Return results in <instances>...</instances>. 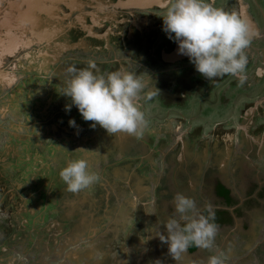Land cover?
<instances>
[{
	"label": "flooded vegetation",
	"instance_id": "flooded-vegetation-1",
	"mask_svg": "<svg viewBox=\"0 0 264 264\" xmlns=\"http://www.w3.org/2000/svg\"><path fill=\"white\" fill-rule=\"evenodd\" d=\"M129 1L131 0H0V64L6 66V69L2 65L0 66V87L2 88L3 81L6 82V75L16 78V84L21 82L22 77L31 75V72H29L30 74L24 72L25 66L21 65H28L30 63L28 56H37L42 45L29 42L31 41L30 33H27V37L23 35L22 25L27 24H25V20L24 22L22 20L23 17L33 14L34 18L40 20L49 32L47 34L49 42L46 44L47 50L44 56L51 57L59 54V61H61L63 55L73 54L67 57L66 62L52 68L48 81L51 80L52 73L58 69L59 72L65 74L66 66L68 67L69 63L79 69L82 67L76 65L82 61L83 66L87 67L89 60L86 57H80L83 51L98 53L101 56L100 59L93 57L90 60L94 61L97 70L105 75L119 69L136 73L139 78L144 80L145 88L138 102L145 117L142 135L137 137L118 133L120 139H125L124 146L126 144L127 149L123 150L122 147L124 146L121 143L120 146L116 143L119 150L118 152L114 151L115 155L127 156L129 154L130 156L129 152L133 149L139 155V160L145 162L143 157L149 154L150 158L144 163L146 168L148 169V164L153 161L154 163L169 165L166 168L169 171V180L175 184V177L179 175L182 167L179 166L176 156L183 148H187L190 152L188 173L192 177L191 180L196 184L205 185L206 189L209 185H214V191L209 192L213 195V199L218 197V187L221 184L225 185V181L227 184L228 181L232 180L233 184L242 185L247 190V204L255 202L262 205L264 186L260 187L256 172L262 171L261 173H263L264 165L260 167L255 162L253 166L252 160H248L245 153L251 149L250 144H248L249 136L256 137L255 140H258L257 142L260 144L256 151L260 150L264 143V0L253 1L258 11L257 14H259V19H256L257 22L253 20L252 16L253 14L255 16V11L252 10V15L250 14V3H248V7L240 2L242 18L247 21L250 28L252 24H255L259 30L251 34L250 46L245 50L248 56L247 81L244 84L247 94L240 96V99H232L234 112L226 120V123L217 122L210 129L207 119L202 117L201 119L204 120L199 124H192L188 121L189 128L186 130H182L184 118L191 117L193 113L191 110L196 111L197 106V109H201L208 104L206 101H202V105L197 104L193 107L192 102H189L190 98L198 94L201 96L211 95L217 87L221 89L230 87L232 92H236L240 87L239 81L231 75L208 80L198 73L188 58L183 55L177 60H169L171 55L177 53L178 45L169 40L162 31L163 19L159 16L164 12L166 0H134L135 5L132 6L126 5ZM224 2L226 4L225 0ZM222 9L228 11L226 5L222 6ZM14 18L20 20L17 22L19 26L16 27V33L12 26ZM260 22L263 23V30L257 24ZM74 54L78 55L75 56ZM7 60L8 62H5ZM13 68L16 69L17 73L15 71L13 73L11 70ZM36 74V77L43 75L42 73ZM2 75H4V80H2ZM65 81L63 80L64 84L62 81L60 82L62 88L66 86ZM5 86V93L2 94L0 91V101L3 95L11 90L9 83L6 82ZM45 87L47 88L46 91H51L52 83H48ZM154 87L159 91L156 90L151 99H144L145 94L153 90ZM33 99L34 101L38 100L37 94ZM147 108H150V112H145ZM97 130L102 134L101 127ZM105 134H108L106 130ZM130 143L131 145L137 144L136 148L131 147L130 149ZM172 148L176 151H171ZM258 158L264 163V154ZM114 159H109L112 167L117 166ZM172 159H175L176 162ZM224 164L228 166V176L223 172L226 168H221ZM155 165L152 168H156ZM119 166L121 165L117 167ZM183 167L185 168V165ZM232 169L235 173L232 172ZM137 170L141 173L139 168ZM182 178L183 176L179 180L182 181ZM167 183V179L161 178L157 184L166 186ZM178 184L185 183L178 182ZM209 193H198V198L194 195H188L195 200L197 208L200 205L203 206L200 208V212L205 216L208 215L206 208H204L206 205L203 202L199 204L198 200L209 198ZM210 199L213 201L212 198ZM235 201L240 203L238 199ZM244 206L246 205L244 204ZM244 206L238 208L236 212L240 214ZM212 211L214 212L212 222L217 226L213 242L219 250L218 254H222L228 260L239 259V262L234 261L233 264H262L257 250H264V241L256 246L255 252L257 254L256 257L253 255L252 259L248 258V253L251 250H249L247 243L230 249V239L226 245L224 244V237L220 234V231H224L221 229L222 220L220 219L228 218L230 227L234 225V220L229 215L221 218L222 210L212 209ZM86 215L88 216L87 212ZM3 218L7 219L6 216ZM76 219L81 218L76 217ZM76 219L74 222L65 221V224L72 223L71 225H73L75 223L77 226L85 224ZM87 219L90 220L89 217L81 220ZM245 222L242 233L255 230L254 223ZM3 224L6 226L5 221L0 225V252L1 249H6L7 253L13 252L17 249L16 246L24 244L26 239L31 243V235L37 230H30L28 233L31 235H26V230L16 229L17 236L15 238L14 236L5 238L6 234L2 230ZM52 226L54 225L52 224ZM229 226L226 225V227ZM22 228L24 229L25 226ZM44 230L47 231L46 227L41 231ZM54 231L59 230L56 228ZM218 233L220 239L216 240ZM69 236L71 235L68 234V239H70ZM12 240L14 244L10 246L7 241ZM6 243L9 244V248L8 246L6 248ZM31 251L28 250L26 253L30 254ZM37 251L41 253V249L37 248ZM210 251V248L195 247L192 249V246L187 249V253L195 257L191 264H207L209 256L217 255ZM19 259L17 258V260ZM22 260L24 259L22 258ZM32 260L35 262L27 261L25 263L26 261H24L23 264H50L48 259L43 261L44 257L39 258L38 253ZM168 262L169 264H176L173 260L171 262L168 260Z\"/></svg>",
	"mask_w": 264,
	"mask_h": 264
},
{
	"label": "rangeland",
	"instance_id": "rangeland-1",
	"mask_svg": "<svg viewBox=\"0 0 264 264\" xmlns=\"http://www.w3.org/2000/svg\"><path fill=\"white\" fill-rule=\"evenodd\" d=\"M225 1L226 4L224 0H215L214 6L222 8V6L226 5L228 9L227 12H238L242 17L240 2L248 7V3H250V14L252 15V10L255 11V16L254 14L252 15L253 20L256 21V19H259V14H257L258 11L253 2L254 0ZM257 24L263 30V23L260 22ZM72 55L73 54L67 56L63 55L60 63L66 62L67 57ZM77 55L78 54L75 56ZM80 57H86L90 61L93 57L100 59L99 57L101 56H99L98 53L93 54L83 51ZM5 62H8V60ZM83 65L82 61H80L76 66L83 68ZM21 66H25L24 72L28 74L31 72V75L22 77L19 84L15 83L16 78L11 75H6V82L9 83L11 90L8 91L6 95H3L0 101V225L5 221L6 226H4V224L2 225L4 226L2 230L6 234L5 238H12L13 236L15 238V236H17V231L15 232L16 229L26 230L27 233L25 234L31 235V233H28L30 230H34L37 227H40L41 230L45 227L48 229L49 226L55 222V209L63 201L64 196L69 199L71 196L78 194L65 191V185L59 177V172L61 168L66 166L70 159L75 160L82 158L88 162V170L97 174L99 180L89 188L81 191V195L84 194V197L80 198L81 201L92 203L91 212L94 216H90V220H81L82 218L86 219L88 216L83 207L80 209L79 205H76V212H71V215L67 214V217H70V220L67 221H71L73 217L75 218L74 215H76L78 218H81H75L76 220L85 223V225L82 226H77L75 223L72 225L77 227L75 228L77 232H89L93 236L91 244L86 243L92 246L90 254H87L88 247H86V245L78 249V252L88 259L85 263L83 259H81L79 264L82 262V264H122L119 258L124 254L130 255V257H139L133 254L134 248L136 247H130L132 244L126 241L128 239L131 243H134L133 240L136 238L129 237L132 235L133 229L135 233H138V236H142V238L145 239L144 247L154 243L156 232L144 231L141 229L142 226L140 224L138 225L135 222V224L132 225V221H128L126 227L124 225L125 220H121V215L119 219L121 222L119 220L116 223L113 222L121 197L127 193V190L121 182H118L120 178L117 177L118 174L116 171L112 172V170H110L113 167L111 163H109V159L117 157L120 164H128L131 168L134 165V169L136 170L139 168L142 178L151 189V194L154 190L153 185L158 183V180L161 178L167 179L168 184L166 187L171 185L169 187L172 191H179V187L173 185L169 180V171L166 170L169 165L162 163L158 164L153 161L148 164L147 169L144 163L148 161L150 155H144L143 160L145 162H142L139 160V155L136 154L133 149L129 152L132 156H129V154L123 157L120 154L115 155L114 151L118 152L120 143L122 146H124L125 143V139H120L119 134L114 136L105 134V130L102 128L101 134L97 130L100 127L98 125L94 129L91 128L90 124L92 122L84 121L75 107H72L70 113H66L64 109H57L61 101L68 99L67 102H70L69 98L61 95L64 87L62 88L60 86V82L68 79L66 69L72 66L71 63L68 64V67L66 66L65 74L59 72V69L52 73L50 81L45 80L42 75V77H36V73H38L35 71L38 68L36 61H31L28 65L22 64ZM11 70H13V73L14 71L17 73L16 69L13 68ZM8 79H11L10 82H8ZM2 80H4V75H2ZM6 82L3 81V86L2 88L0 87L2 94L5 93ZM48 83H52L51 91H46L47 88L45 86ZM62 84H64V82ZM245 89L246 87L244 84L240 85L236 92H232V88L230 87H224L222 89L217 87L211 95H194L189 100V102H192L193 107L197 104L202 105V101H206L208 104L201 109H197V106L195 108L196 111L191 110L193 112L192 116L184 118L182 130L189 128L188 121L192 124H199L204 120L201 119L202 117L207 119L208 124H210V129L217 122L226 123V120L234 112V108L232 107L233 103H231L232 99H240V96H245V94H247ZM36 94L38 100L34 101L33 97ZM145 112H150V108H147ZM73 118L76 120L77 125H79L80 130L78 134L77 130L69 127L68 124L69 119ZM116 143L119 146H116ZM125 146L127 145L125 144ZM125 146L122 147L123 150L127 149ZM116 147L117 149H115ZM129 147L130 149L131 147L136 148V144ZM254 160L260 167L264 165V163L260 161L261 159L254 158ZM90 163H92V165L93 163L102 165L98 169H94ZM113 165H115L114 162ZM154 165L156 168H152ZM108 174H113L114 177L108 176ZM134 178L137 179V175H135ZM147 184L144 185L147 186ZM162 191L165 192L166 189ZM172 191L167 194H170V197H168L170 200H173L175 196V193ZM150 196L153 198V195ZM102 199L109 202L107 203V209L100 212L101 214H99V212L95 214L97 209L104 207ZM70 200L73 201V198H70ZM132 200L133 202L135 201L133 197H130L129 203ZM79 203L82 204V202ZM166 204L167 205H160V207L164 206L159 217L161 222L167 220L170 216L176 215L173 211L174 205L171 203ZM156 208L157 206L155 204L150 205V215L154 217L158 215ZM101 210L103 209L101 208ZM158 211L160 213V209ZM4 216H6L7 219H4ZM21 226H25V228L23 229ZM106 229H111L114 232L115 230L119 231V234L116 233L115 236L112 238L110 237L111 239L108 241L107 234H105L107 232ZM160 230L164 232L163 225H161ZM65 231H67V229H65ZM58 233L59 231H57L56 235H58ZM127 234H129L128 237ZM31 236L34 240L33 243H30L28 239H26L24 244L16 246L17 249L12 252L13 255L16 253L18 256L17 258H20L18 262L20 260L21 264H23L24 261H26L25 263H27V261L35 262V260L32 259H35L36 253H38L39 258L44 257V259L49 260L48 262L50 264H55L53 261L54 254L47 255L50 248H48V246L51 245L50 243L53 244V242L49 240V235L46 237L44 232L40 234L34 232ZM73 237L75 236L73 235ZM38 239L43 244L38 243ZM8 242L10 246L14 244L13 240L7 241V243ZM7 243L6 248L9 245ZM45 243L48 246L44 245ZM41 246L43 249L41 248V253H39L37 247ZM210 249L211 253L221 256L223 264H233L234 261L239 262V259L228 260L225 259L222 254H218L219 250L213 241ZM28 250H32L30 254L26 253ZM12 253H7L6 249H1L0 264H12V260L15 258ZM181 257H183V255H181ZM145 258L148 264H155L153 258L148 255V253L145 255ZM141 259L142 256L139 260ZM168 260L171 262L173 259L170 258L167 252L166 262H168Z\"/></svg>",
	"mask_w": 264,
	"mask_h": 264
},
{
	"label": "clouds",
	"instance_id": "clouds-1",
	"mask_svg": "<svg viewBox=\"0 0 264 264\" xmlns=\"http://www.w3.org/2000/svg\"><path fill=\"white\" fill-rule=\"evenodd\" d=\"M214 4L215 0H166L164 12L159 16L163 19L162 31L178 45L177 53L187 57L204 78L213 80L231 75L243 85L247 81L245 50L251 43L250 25L239 14L226 12ZM66 72L68 79L61 94L70 99L64 106L66 113L74 106L84 121L92 122L91 128L98 125L112 136L142 135L145 117L138 102L145 82L136 73L117 69L105 75L91 60L87 67L69 66ZM156 90L154 87L143 98L151 99ZM68 124L78 134L76 120L69 119ZM59 177L65 191L70 193H79L99 180L82 158L70 159L61 168ZM172 203L176 215L156 224L160 229L163 225L166 234L161 230L155 234L167 245L168 254L179 260L189 246L210 248L217 232L212 222V206H206L205 216L197 209L195 200L182 193H176ZM207 264H223V260L220 255H211Z\"/></svg>",
	"mask_w": 264,
	"mask_h": 264
},
{
	"label": "crops",
	"instance_id": "crops-1",
	"mask_svg": "<svg viewBox=\"0 0 264 264\" xmlns=\"http://www.w3.org/2000/svg\"><path fill=\"white\" fill-rule=\"evenodd\" d=\"M44 4H46V3H44ZM23 18L24 19L22 21L24 22V20H25V24H27L25 26H24V24L22 25L23 35L25 37H27L28 36L27 33H30L31 34V37H30L31 41H29V42L37 44V45L38 44L42 45V47L39 49L40 53L37 54V56H34V57L28 56V57H29L30 62L36 61L38 64V68L35 71L43 74V72H44L43 67H45L47 64H49L48 58H45L43 60V58L45 57L44 53H46V50H47L46 44L49 42V39L47 37L48 36L47 34H49V32L47 29H45V26L40 22V20L34 18L33 14L26 16V17H23ZM18 21L20 22V20H17V19L15 20V18L13 19V25L12 26L14 27L15 33H16V27L19 26V24L17 23ZM258 31H259L258 27L255 24H252L251 34L253 32H258ZM59 58H60L59 54L52 55L51 57L49 56V59L53 60L54 62L59 60ZM1 65L3 66V64H0V66ZM3 67H4V69H6V66H3ZM255 139H257V138L254 136H249L248 144H250L249 147L251 149L250 150L248 149L247 152L245 153L246 158L248 160H252L253 166L255 163L254 158L258 159V157H260L261 154H264V148H263L264 143L261 145L260 150L256 151L257 146H259L260 144L257 142L258 140L256 141ZM133 145H134V143H133ZM136 146H137V144H136ZM171 151H174V148H172ZM191 156H192V154H191ZM189 158H190V152L187 150V148H183L181 151L178 152V154L176 156V160L179 163V166L180 167L182 166V167L179 171V175H177V177H175L176 178L175 184H177V185H175L174 183H173V185L178 186L179 191L187 197L190 194V195H194L195 197L198 198V195H197L198 193L199 194H201V193L205 194L207 192L209 193L210 191L212 192V190L214 191V187H213L214 185H212V184L209 185L206 189L205 185L196 184L194 181L191 180L192 177L188 173L189 172V169H188ZM172 160H174V162H176L175 159H172ZM225 164L223 166H221V168H226V170L223 172L225 174H227V176H228L229 169H228V166H225ZM183 165H185V168L183 167ZM232 172L235 173V171L233 169H232ZM261 172H258V173L256 172V175H257V181L260 184V187L262 188L264 186V172L263 173H261ZM182 176H183L182 181H180L179 178ZM231 179H233V178H231ZM177 181L179 183L184 182L185 184L179 185ZM130 183L141 187L142 197H145L149 194V190L147 191L144 188H142L143 186H145L144 184H147V183H145V181H143V180L141 181L140 179L134 178V179H130ZM147 186H148V184H147ZM169 186H171V185H169ZM169 186L166 187L163 185L162 186L159 185L160 188H159V191L157 192L158 195H157V197H155V199H158V202H159V200H161L163 198L161 196L162 193L168 194L170 191H172V189H170ZM163 189H166V191L163 192L162 191ZM179 191L173 190L172 192H174L176 194V193H180ZM218 191L219 192H218L217 198L215 197L213 199V197H212L213 195L209 193V195H210L209 198H205V200H198V203L201 204L203 202V203H205L206 206L211 205L212 209L222 210V212H221L222 216H220L221 218H224L223 216H225V215H229L230 218L232 220H234V225H232L231 227L229 226L230 220L228 218L227 219H220V220H222L221 229L224 230V231H220V234L225 239L224 244L227 245L228 240L230 239V243H231L230 249H235L237 246L247 243L249 250H251L248 253V255H249L248 258L252 259L253 255L256 257V254H257L255 252V249L257 248L256 246H258V244H260V242L264 241V202H262V205L255 203V202H250L247 204V202H246V196L248 193L247 190L242 185L233 184L232 180L228 181L227 184L225 181V185L221 184L220 187H218ZM210 198H212L213 201H211ZM236 199H238L240 203H237L235 201ZM138 203H140V205L133 206V208L134 209L137 208L138 211H141L143 213L141 215L132 214V216L128 218V221L129 220L132 221L133 222L132 225H134L135 222L138 225L139 224L145 225L146 221H144L142 219V216L144 215L143 209H144L145 205H142V202H140V201H138ZM148 203H149V201H148ZM170 203L173 204L172 202H170ZM158 204H160V203H158ZM161 204L167 205V204H165V202H161ZM244 204L246 206H244ZM259 205H260V207H259ZM243 206H244L243 211H241L240 214L238 212H236V210L238 208L243 207ZM79 207L81 209L82 205L79 204ZM140 207H142V210L140 209ZM200 208H203V206L200 205L197 209L200 211ZM204 208H206V207H204ZM76 209H77V206L76 207L74 206L73 208H71V211L68 213V215H71V212H76L77 211ZM173 211L175 213V208ZM148 213H149V210H147V214ZM166 214H168V213H166ZM74 216H75V218L77 217L76 215H74ZM75 218L73 217L72 219H75ZM157 219H158V222H160L159 218H157ZM245 221L247 223H250V222L254 223L253 227L255 230L252 229L251 231H247V233H245V232L242 233V228H243V224ZM226 225L229 227H226ZM227 228H229V229H227ZM159 231H160V228L157 230L156 233H158ZM132 232H133L132 235L129 237L136 238L133 240L134 243H132V245H135L136 248H139V254H136V255H138V256L140 255L143 258H145V255L148 253V255H150L153 258V262H155V264H169L168 262H166L167 252H168L167 245L162 243L158 237L154 238V245L148 244L146 247H144L145 246V239L142 238V236H138L137 235L138 233L137 232L135 233L134 229ZM86 233L90 234L89 232H84V233L79 232L78 234H80L82 236L83 234H86ZM162 233L166 234L165 232H162ZM220 234L218 233L216 240L220 239L219 238ZM128 235L129 234H127V236ZM239 239H241V240L238 241ZM86 243L87 242L80 244L79 246H77L73 249L68 250L67 253H70V254L67 255V258L68 257L69 258L67 260H65L64 263L65 264H79V262H81V259H83L84 263L86 261H88V259L86 257H84L83 254H80V252H78L79 251L78 249H80L81 247L86 245V247H88L87 254H90V252L92 251V246L87 245L89 243H87V244ZM257 251L259 252V258L261 259L262 264H264V250L259 249ZM182 255H183V257L180 256L179 260L173 259L170 255L169 256H170V258L173 259V262L176 264H191L193 259H195V257L190 255L189 253H187V251L184 252ZM13 256L16 257V258H13V260L18 261L17 255H13ZM12 262H14V261H12ZM18 263H20V262H16L14 264H18ZM122 264H125V262H122Z\"/></svg>",
	"mask_w": 264,
	"mask_h": 264
},
{
	"label": "water",
	"instance_id": "water-1",
	"mask_svg": "<svg viewBox=\"0 0 264 264\" xmlns=\"http://www.w3.org/2000/svg\"><path fill=\"white\" fill-rule=\"evenodd\" d=\"M134 2H135L134 0H131L126 5H129V4L131 6L132 5H135ZM180 57H182V55H179L178 53H176V54L174 53L173 55H171L169 57V60H177ZM114 160L117 162V164H116L117 166L118 165H121V166H119V167L115 166V167H113L110 170H112V172L113 171H116V173L118 174L117 177L120 178V181H118V182H121L125 186V188L127 190V193L121 197L120 203L118 205L117 213H116V215L113 218L114 219L113 222L116 223L120 219V215H121V220L122 219L125 220L124 225L127 227L128 218L131 217L132 214H139V215H141L143 213L141 211H138L137 208L136 209L133 208V206L140 205V203L137 204L138 201H140V202H142V205H145L144 206V209H143L144 215L142 216V219L144 221H146V224L145 225H143V224H142L143 226L141 225L142 226L141 229H143L144 231H148L149 230V231H153V232L155 231V232H157V230L159 229V227L156 225L157 222H158V219L157 218L160 217L161 211L164 208V206H161L160 207L161 204H158V203H161V202H165V204L166 203H170L172 201V200L168 199V197H170L169 196L170 194L169 195H167V193H165V194L162 193L161 194L159 192L163 198L161 199V202L160 201L158 202V199H155V197H156V195H158L157 192H158V190H159L160 187H159V185L157 183H155V185H153L154 190H153V193L152 194H151V189L149 188V186H146L145 185V186L142 187V188H144L147 191L149 190V194L147 196H145V197H142V191H141L142 189H141V187L136 186V185L130 183V179H134L135 175H137V177H138L137 179H140L141 181L142 180L145 181L142 178L141 173L138 170L134 169V168L131 169V167L128 166V164L127 165L126 164L125 165L120 164L117 157H115ZM90 165H92V163H90ZM101 165L102 164H94L93 163L92 166L94 167V169H98ZM109 175L112 176V177H114L113 174H108V176ZM150 195H153V198ZM130 197H133L135 199V201L133 202V200H132L129 203V198ZM64 198H67L68 199V197H66V196H64ZM148 201H149V203H148ZM102 203L104 204V207H100L99 209H97L96 210L97 212H95V214H97L98 212H99V214H101L100 212H103L104 210L107 209V203H109V202L107 200L102 199ZM151 204H155L157 206L156 209H157L158 215H156L155 217L152 216V215H150V213L147 214V210H149V212H150V205ZM60 205H62V202H61ZM111 207H112V205H111ZM129 207H130V210H129ZM101 208L103 210H101ZM140 209L142 210V207H140ZM159 209H160V213L158 211ZM121 220H119V221L121 222ZM106 230H107V232L105 234H107L108 241L112 237H114L116 233L119 232V231H116V230L114 232L111 229L110 230L109 229H106ZM78 233L79 232H77L76 236L77 237L78 236H81ZM56 236L59 237L60 240H57V241L54 242V244H57L58 243V245L55 248H53V244L52 243H50L51 245H49V246L45 243L48 246V248L50 247L49 250H48V254L47 255L54 254V256H53L54 260L53 261H54L55 264H65L64 261L69 258V257L67 258V255L70 254V253H67V250L65 249V247L67 246L66 243H65L66 242V237H64L63 234L62 235H56ZM82 236L85 237L84 238V242H87V243L91 244L90 241L93 240V236L91 234H87L86 233V234H83ZM87 236H89V237H87ZM127 237H126V239H127ZM126 241H127V243L132 244L128 239ZM151 245H154V243H151ZM131 247H136V246L135 245H131ZM56 248H58V249H56ZM134 249L135 250L133 251V254H139V248H134ZM10 252L12 253V251H10ZM12 255H13V253H12ZM15 255H16V253H15ZM140 258H141L140 255H139V257H137V256L130 257V255L128 256V254H124L123 256H121L119 258V261L125 262V264L126 263L127 264H130V262H131V264H148L145 261L146 260L145 258L142 257V259L139 260ZM12 261H14V262H12V264L16 263L15 260H12Z\"/></svg>",
	"mask_w": 264,
	"mask_h": 264
},
{
	"label": "trees",
	"instance_id": "trees-1",
	"mask_svg": "<svg viewBox=\"0 0 264 264\" xmlns=\"http://www.w3.org/2000/svg\"><path fill=\"white\" fill-rule=\"evenodd\" d=\"M45 58H48L49 64H47L45 67H43L44 68V73H43L42 76L45 78V80H47L48 77H49V73L51 72L52 68L55 67V66H58L60 64V61L57 60L56 62H54L53 60H50L48 56H45L43 58V60ZM68 102L67 101L66 102L63 101L60 105L57 106V109H64L63 105H65ZM85 195L87 196L86 193H85ZM81 197H84V194L81 195V192H79L78 194L70 197V198H73V201L70 200V198L69 199L64 198L65 200L63 201L62 205H59L56 208V210H55V217H54L55 218V222L53 223L54 226L51 225V226H49L48 229L46 228L47 231L46 230L43 231L47 235H49L48 236L49 240L51 242H53V244H54L55 241L60 240L59 237L56 236L57 231H54V229L58 228V230H59L58 235H62L63 234V236L66 237V242L65 243H66L67 246L65 247V249L67 251L79 246L80 244L85 243L84 242V238L85 237H83V236H78L77 237L76 236L77 230L75 228H77V227H75V226L70 227L69 225L65 224V221L70 220V217H66L68 212H70L71 208H73L74 206L79 205L80 204L79 202H82V204H80V205H83L82 207L87 212L88 217L93 216V214L91 212L92 211L91 210L92 203L88 202V201L84 202L83 200L81 201V199H80ZM66 200H68V201H66ZM72 220L75 221V219H71V221H69V222H74ZM36 229H37L36 232H35L36 234L42 233V231H41V229L39 227H37ZM65 229H67V231H65ZM72 230H73V232H72ZM46 234H45V236H46ZM68 234L71 235V236H69L70 239H68ZM73 235L75 237H73ZM87 237H89V236H87ZM32 240H33V237H32ZM31 242H34V241H31ZM38 243L43 244V243L40 242L39 239H38ZM44 245H46V244H44ZM57 245H58V243L54 244L53 248H55ZM41 247H37V248L41 249ZM195 247H196L195 245H192V249H195ZM56 249H58V248H56Z\"/></svg>",
	"mask_w": 264,
	"mask_h": 264
},
{
	"label": "bare ground",
	"instance_id": "bare-ground-1",
	"mask_svg": "<svg viewBox=\"0 0 264 264\" xmlns=\"http://www.w3.org/2000/svg\"><path fill=\"white\" fill-rule=\"evenodd\" d=\"M69 222V221H68ZM72 223H69V226L71 227L72 225H71Z\"/></svg>",
	"mask_w": 264,
	"mask_h": 264
}]
</instances>
